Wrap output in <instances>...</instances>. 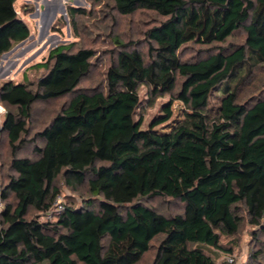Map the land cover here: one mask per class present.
<instances>
[{
    "label": "trees",
    "instance_id": "1",
    "mask_svg": "<svg viewBox=\"0 0 264 264\" xmlns=\"http://www.w3.org/2000/svg\"><path fill=\"white\" fill-rule=\"evenodd\" d=\"M88 1L164 20L146 32L148 59L136 44L114 39L118 51L102 87L77 93L96 54L73 45L37 65L45 72L36 83L0 84V103L10 109L0 135L12 154L0 187V264H139L156 240L152 264H216L206 248L224 249L222 237L238 235L245 218L259 227L264 221V97L240 96L264 66V0ZM16 2L0 0V58L30 37ZM240 30L245 43L233 50L181 59L188 44H224ZM179 78L184 119L169 132L156 130L171 119L169 107L143 129L135 120L140 87L172 94ZM72 94L31 137L35 104ZM29 145L34 157H18ZM60 178L73 190L87 185L89 196L65 205L55 222L43 221L61 194ZM153 198L179 200L183 212L166 216L141 202ZM263 254H251L253 264Z\"/></svg>",
    "mask_w": 264,
    "mask_h": 264
},
{
    "label": "rangeland",
    "instance_id": "2",
    "mask_svg": "<svg viewBox=\"0 0 264 264\" xmlns=\"http://www.w3.org/2000/svg\"><path fill=\"white\" fill-rule=\"evenodd\" d=\"M15 7L20 18L29 27L30 37L25 42L16 44L10 53L0 58V84L10 80L16 83L25 81L36 83L45 72L37 65L48 60L50 52L55 48L73 45L75 50L82 47L89 48L96 54L91 72L82 79L77 93L89 92L104 86L105 74L118 51L115 38H119L123 43L136 44L137 49L148 59L151 43L146 32L164 20L152 11H138L132 16H121L110 1L96 4L88 0H17ZM41 17L45 20L42 21ZM245 40L246 34L240 30L224 44L211 46L188 44L181 50L180 56L183 61L196 62L215 54L219 48L233 50L236 46L243 45ZM182 81L183 79H178L172 94L153 95L148 87H140L141 103L135 120H143V129H148L156 119L164 118L165 110L169 107L172 110L171 119L156 127V130L169 132L184 119L186 107L176 100ZM76 94L49 103L35 104L30 126L31 137L43 129L63 107H67ZM240 96L244 101L255 96L264 97V66L255 69L249 76L240 91ZM217 102V99L211 98L210 105ZM9 110L0 103V124H3ZM18 157H34L33 146H27ZM11 162L9 142L6 135L2 134L0 135V187L2 188L11 175ZM58 187L64 205L79 204L89 196L87 185L73 190L66 185L63 178L58 180ZM141 202L166 216L183 212V204L179 200L153 198ZM34 214L36 213L32 212L33 216ZM40 218L43 221L55 222L57 215L41 214ZM256 234L258 239L255 240ZM158 245L159 240L154 241L150 252L139 264H152ZM221 245L224 249L206 248L215 255L216 264H224L228 257L233 258V262L228 264H253L250 255L261 249L264 251V221L259 227L245 218L239 234L233 238L222 237ZM230 248L232 252L229 253ZM259 263L264 264V254L259 258Z\"/></svg>",
    "mask_w": 264,
    "mask_h": 264
},
{
    "label": "built area",
    "instance_id": "3",
    "mask_svg": "<svg viewBox=\"0 0 264 264\" xmlns=\"http://www.w3.org/2000/svg\"><path fill=\"white\" fill-rule=\"evenodd\" d=\"M2 208V203L0 202V209ZM65 210V205L63 204L60 195L55 199L54 205H53V209L51 211H49L48 213H46L45 215H57L59 216L63 211ZM227 263H231L233 262V258L232 257H228L226 259Z\"/></svg>",
    "mask_w": 264,
    "mask_h": 264
},
{
    "label": "bare ground",
    "instance_id": "4",
    "mask_svg": "<svg viewBox=\"0 0 264 264\" xmlns=\"http://www.w3.org/2000/svg\"><path fill=\"white\" fill-rule=\"evenodd\" d=\"M42 18V21L45 20L44 17H41ZM41 21V20H40Z\"/></svg>",
    "mask_w": 264,
    "mask_h": 264
},
{
    "label": "water",
    "instance_id": "5",
    "mask_svg": "<svg viewBox=\"0 0 264 264\" xmlns=\"http://www.w3.org/2000/svg\"><path fill=\"white\" fill-rule=\"evenodd\" d=\"M22 43H23V42H22ZM8 53H10V52H8ZM8 53H6V54H4V55H7ZM4 55H3V56H4Z\"/></svg>",
    "mask_w": 264,
    "mask_h": 264
}]
</instances>
